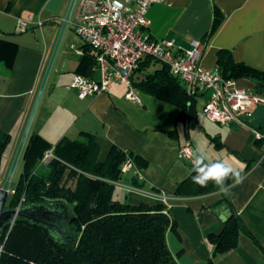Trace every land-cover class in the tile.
Wrapping results in <instances>:
<instances>
[{
    "label": "crops",
    "instance_id": "0c3cea01",
    "mask_svg": "<svg viewBox=\"0 0 264 264\" xmlns=\"http://www.w3.org/2000/svg\"><path fill=\"white\" fill-rule=\"evenodd\" d=\"M70 1L0 0V40L10 43L0 44V129L11 136L6 147L9 154L3 155L0 175L9 157L12 163ZM214 8L222 19L212 34L206 35ZM26 14L33 17L34 24L20 31L16 19ZM147 16L149 33L155 39H173L181 49H188L193 39L201 41L200 65L205 69L217 68V53L228 50L234 62L264 72V0H163L153 4ZM67 24L27 134L36 133L54 144L63 136L76 138L80 131H86L95 136L100 159L105 158L112 145L141 155L147 161L143 168L135 164L141 180L135 186L128 173L119 183L142 191L116 185L121 189L117 199L130 204L166 206L175 221L174 230L167 233V243L179 264H207L208 260L212 264H264V142L259 144L246 127L209 120L212 125L200 123L198 119L197 126L186 132L177 121V106L134 86L140 103L127 100L124 97L127 85L120 82H113L106 92L77 97L68 85L77 74L84 43L73 32L70 22ZM5 62L10 65L7 67ZM88 76L98 78L99 73L92 71ZM236 81L241 86L254 88L247 78ZM195 97L196 108L199 97L203 99V106L208 92ZM263 110L260 106L255 109L252 124L261 123ZM173 130L175 135H170ZM212 137H217L221 148L213 146ZM186 141L192 150L206 142L208 155L213 160L227 159L236 167L242 165L243 183L232 188L229 195L217 190L195 197L174 196L177 183L191 170V164L177 155ZM20 156L17 162L20 160L22 166ZM10 188H13L11 181ZM229 209L239 215L262 250L247 235L241 234L235 248L212 257L208 236L222 230L224 221L220 216L227 218Z\"/></svg>",
    "mask_w": 264,
    "mask_h": 264
},
{
    "label": "trees",
    "instance_id": "16d2710c",
    "mask_svg": "<svg viewBox=\"0 0 264 264\" xmlns=\"http://www.w3.org/2000/svg\"><path fill=\"white\" fill-rule=\"evenodd\" d=\"M221 19L214 8L206 35L212 34ZM0 44L10 45L2 40ZM82 47L75 73L89 77L95 58L88 45L84 43ZM5 65L8 67L10 62ZM216 67L224 78L251 80L254 90L264 96L263 71L234 62L228 50H219ZM130 83L177 106V121L186 132L197 126L195 95L184 89L165 64L151 57L143 58L130 75ZM251 125L262 135L255 140L263 143L264 124ZM10 138L8 132L0 129V168ZM210 140L215 148L222 147L217 137ZM50 149L52 157L43 163L42 158ZM126 158L141 168L147 165L141 155L115 145L100 159L95 136L86 131H80L76 138L63 136L54 144L36 133L27 134L20 156L21 170L4 208L21 210L24 205L45 204L54 209H69L70 234L59 238L46 223L24 213L16 215L12 223L8 220L5 228L0 229V264H179L167 243V233L174 230L175 221L166 206L130 204L113 196L116 183L127 175L121 172ZM128 177L136 186L138 179L131 173ZM217 190L212 182L207 187L195 185L189 173L177 183L173 195L195 197ZM241 234L261 249L239 215L229 209L222 230L208 236L212 257L235 248Z\"/></svg>",
    "mask_w": 264,
    "mask_h": 264
},
{
    "label": "built area",
    "instance_id": "2783aa9c",
    "mask_svg": "<svg viewBox=\"0 0 264 264\" xmlns=\"http://www.w3.org/2000/svg\"><path fill=\"white\" fill-rule=\"evenodd\" d=\"M163 0H75L68 22L80 40L89 46L95 58L92 71L99 77L74 74L68 87L77 97L86 98L108 91L113 82L127 85L124 97L135 103L140 98L130 83V75L145 57L165 64L171 75L182 83L190 94L208 92L201 108L209 121L221 125H237L253 132L255 138L262 135L251 125L255 109L264 105V96L254 88L244 87L236 79L224 78L215 69L200 65L203 44L197 39L190 41L188 49H181L173 39H155L149 33V8ZM34 24L30 14L16 19L17 29L24 31ZM78 53L81 51L76 50ZM123 70L124 73H121ZM189 141L178 149V157L191 164ZM52 157V150L45 152L42 162ZM122 174L131 173L141 180L140 170L130 158L121 167ZM124 186L127 190L142 191L135 186ZM13 192L10 189L9 194ZM162 199L166 200L165 196ZM13 220L11 221V223ZM2 243L0 242V252Z\"/></svg>",
    "mask_w": 264,
    "mask_h": 264
},
{
    "label": "clouds",
    "instance_id": "9594fccd",
    "mask_svg": "<svg viewBox=\"0 0 264 264\" xmlns=\"http://www.w3.org/2000/svg\"><path fill=\"white\" fill-rule=\"evenodd\" d=\"M191 180L195 185L207 187L212 182L224 195L244 181L243 166L236 167L227 159L213 160L207 152V143L197 144L189 153ZM231 180L232 183L227 182Z\"/></svg>",
    "mask_w": 264,
    "mask_h": 264
},
{
    "label": "rangeland",
    "instance_id": "374dc122",
    "mask_svg": "<svg viewBox=\"0 0 264 264\" xmlns=\"http://www.w3.org/2000/svg\"><path fill=\"white\" fill-rule=\"evenodd\" d=\"M68 31V24L66 26V32ZM73 39L75 41H78V39L74 36ZM202 97H199L197 99V113H198V119L200 123H203L205 125H212L211 122H209L200 112H201V107H202ZM264 108V106H260ZM255 117V116H254ZM253 120V119H252ZM253 122V121H252ZM251 122V123H252ZM261 123L264 124V110H263V115L261 117ZM255 125V124H254ZM9 154V150L6 149L4 156H7ZM10 162H11V157L7 159L4 172L3 174L0 175V184L3 183L8 170L10 168ZM21 169V164L20 160L17 162L16 167L14 169V173L11 179V187L14 186V183L17 180L18 172ZM120 188L116 186L113 196L115 198L119 197L120 198ZM10 195V194H9ZM9 197V196H8ZM8 199V198H7ZM25 213H27L31 218L40 220L44 223H46L50 229H54L53 234L56 235L57 237L61 238L64 235L68 236L69 230H67V221L70 217V210L69 209H54L51 208L45 204H31V205H24L21 208ZM53 226L57 228H53Z\"/></svg>",
    "mask_w": 264,
    "mask_h": 264
},
{
    "label": "water",
    "instance_id": "95a60500",
    "mask_svg": "<svg viewBox=\"0 0 264 264\" xmlns=\"http://www.w3.org/2000/svg\"><path fill=\"white\" fill-rule=\"evenodd\" d=\"M74 1L75 0H71L70 3H69V6H68V9H67V12L64 16V19H63V22H62V25H61V28H60V32H59V35H58V38H57V41H56V44H55V47H54V50L52 52V55L50 57V60L48 62V65L46 67V70H45V73H44V76H43V79H42V82H41V85L39 87V90H38V93H37V96H36V99L34 101V104H33V107L31 109V112L29 114V117L27 119V122H26V125H25V128L23 130V133H22V136L20 138V141L18 143V146H17V149L15 151V154H14V157L12 159V163L10 165V168L8 170V173L0 187V229L2 228H5V223L9 220V221H12L14 219V217L16 215H20L21 213H24V214H27L25 213L22 209L21 210H18V209H14V210H8V209H5V203L7 201V198H8V195H9V191H10V181H11V177H12V174H13V171H14V168H15V165H16V162L20 156V153L22 151V148H23V145H24V141L26 139V136H27V132H28V128H29V124H30V121H31V118H32V115H33V112H34V109H35V106L37 104V101H38V98H39V95L41 93V90L43 88V85H44V82L46 80V77H47V74H48V71H49V68L51 66V62L53 60V56L55 54V51H56V48L58 46V43H59V40L61 38V35H62V32L67 24V21L69 19V16H70V13H71V10H72V7H73V4H74ZM121 73H124L123 70H120ZM28 215V214H27ZM29 216V215H28ZM30 217V216H29ZM220 219L222 221H225L226 220V216L225 215H221L220 216ZM36 220V219H35ZM40 221V220H39Z\"/></svg>",
    "mask_w": 264,
    "mask_h": 264
}]
</instances>
